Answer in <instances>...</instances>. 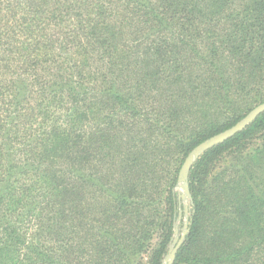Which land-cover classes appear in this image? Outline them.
Returning a JSON list of instances; mask_svg holds the SVG:
<instances>
[{
    "label": "trees",
    "instance_id": "obj_1",
    "mask_svg": "<svg viewBox=\"0 0 264 264\" xmlns=\"http://www.w3.org/2000/svg\"><path fill=\"white\" fill-rule=\"evenodd\" d=\"M262 103L264 0H0V264H264Z\"/></svg>",
    "mask_w": 264,
    "mask_h": 264
},
{
    "label": "water",
    "instance_id": "obj_2",
    "mask_svg": "<svg viewBox=\"0 0 264 264\" xmlns=\"http://www.w3.org/2000/svg\"><path fill=\"white\" fill-rule=\"evenodd\" d=\"M262 113H264V103L258 105L255 107L246 117H244L240 122H238L235 126L232 128L210 138L209 140L203 142L199 146H197L187 157L185 160L181 171H180V177H179V185L180 188L183 190V193L181 197L186 201L187 198H189V191H188V185H187V178L188 173L190 171L191 166L194 164V162L207 150L210 148L225 143L230 138H232L237 133L242 132L245 130L251 123H253L257 117H259ZM187 208V207H186ZM185 235V234H184ZM184 235L182 239L184 238ZM182 240L178 243V246L181 244ZM175 258V250H171L170 255L168 256L169 264H172L173 260Z\"/></svg>",
    "mask_w": 264,
    "mask_h": 264
},
{
    "label": "rangeland",
    "instance_id": "obj_3",
    "mask_svg": "<svg viewBox=\"0 0 264 264\" xmlns=\"http://www.w3.org/2000/svg\"><path fill=\"white\" fill-rule=\"evenodd\" d=\"M261 136H263V134H259L257 137L260 138ZM225 164H226L225 162L222 163V166H224ZM178 188H179L180 192L183 193V190L180 187H178ZM184 204L188 205V201H185ZM187 218H188V215L185 217L182 216L174 224V238H173L174 241H173V245L171 246L172 249H173L174 244H176L177 242L179 243L180 239H182V237L184 235L185 226L187 223ZM144 264H146V262ZM165 264H169V259L166 260Z\"/></svg>",
    "mask_w": 264,
    "mask_h": 264
}]
</instances>
